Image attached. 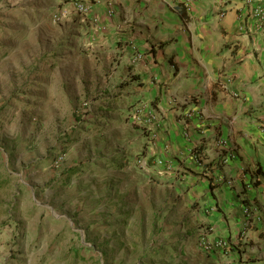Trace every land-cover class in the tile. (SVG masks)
Masks as SVG:
<instances>
[{"label":"rangeland","instance_id":"obj_1","mask_svg":"<svg viewBox=\"0 0 264 264\" xmlns=\"http://www.w3.org/2000/svg\"><path fill=\"white\" fill-rule=\"evenodd\" d=\"M43 1L0 0V263H166L171 191L143 106Z\"/></svg>","mask_w":264,"mask_h":264},{"label":"crops","instance_id":"obj_2","mask_svg":"<svg viewBox=\"0 0 264 264\" xmlns=\"http://www.w3.org/2000/svg\"><path fill=\"white\" fill-rule=\"evenodd\" d=\"M45 1L144 107L173 206L162 264H264V0H86L85 16Z\"/></svg>","mask_w":264,"mask_h":264},{"label":"built area","instance_id":"obj_3","mask_svg":"<svg viewBox=\"0 0 264 264\" xmlns=\"http://www.w3.org/2000/svg\"><path fill=\"white\" fill-rule=\"evenodd\" d=\"M63 3H66L67 5H69L78 15L80 16H85L87 15L88 11H89V7L87 5V2L86 0H62ZM66 16V12H62L60 14H57V15H53V20H56L57 17H64ZM264 17V13H263V9H260L259 11H257V18L260 20V19H263ZM132 49H134V47H132ZM138 107L134 108L133 109V112L137 113V116L136 118H138L140 116V114L142 113L143 110L141 109H137ZM144 109V107H143ZM139 165L141 167L144 168V163L142 162H138ZM255 211V210H254ZM244 212L247 214V215H251V211L249 209H245ZM207 232V231H206ZM198 245L207 250L209 249L210 247L208 246V244L205 242V239H199L198 241Z\"/></svg>","mask_w":264,"mask_h":264}]
</instances>
